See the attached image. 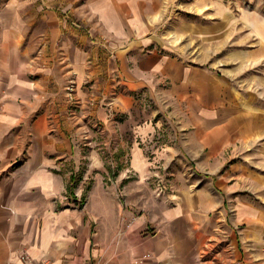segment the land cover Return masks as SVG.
Here are the masks:
<instances>
[{
    "label": "crops",
    "instance_id": "crops-1",
    "mask_svg": "<svg viewBox=\"0 0 264 264\" xmlns=\"http://www.w3.org/2000/svg\"><path fill=\"white\" fill-rule=\"evenodd\" d=\"M228 1L0 0V264H264V1Z\"/></svg>",
    "mask_w": 264,
    "mask_h": 264
},
{
    "label": "rangeland",
    "instance_id": "rangeland-1",
    "mask_svg": "<svg viewBox=\"0 0 264 264\" xmlns=\"http://www.w3.org/2000/svg\"><path fill=\"white\" fill-rule=\"evenodd\" d=\"M261 1V0H260ZM264 1V0H263ZM227 2H229L228 0H227ZM264 4V2L262 3V5ZM166 36H168V34H169V32H163ZM167 38V37H166ZM185 45V40H184V38L183 39H180L179 41H178V45Z\"/></svg>",
    "mask_w": 264,
    "mask_h": 264
},
{
    "label": "built area",
    "instance_id": "built-area-1",
    "mask_svg": "<svg viewBox=\"0 0 264 264\" xmlns=\"http://www.w3.org/2000/svg\"><path fill=\"white\" fill-rule=\"evenodd\" d=\"M158 190L159 192H162L164 190L161 182L158 183Z\"/></svg>",
    "mask_w": 264,
    "mask_h": 264
}]
</instances>
